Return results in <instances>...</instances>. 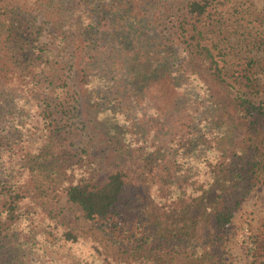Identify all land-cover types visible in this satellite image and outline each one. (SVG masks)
I'll return each instance as SVG.
<instances>
[{
    "label": "trees",
    "instance_id": "1",
    "mask_svg": "<svg viewBox=\"0 0 264 264\" xmlns=\"http://www.w3.org/2000/svg\"><path fill=\"white\" fill-rule=\"evenodd\" d=\"M261 1L0 0V264H26L28 246L79 264H228L232 219L264 184ZM42 22L50 43L30 45ZM55 111L115 158L101 186L61 150ZM50 189L117 251L59 222ZM242 242L264 264V239Z\"/></svg>",
    "mask_w": 264,
    "mask_h": 264
},
{
    "label": "rangeland",
    "instance_id": "2",
    "mask_svg": "<svg viewBox=\"0 0 264 264\" xmlns=\"http://www.w3.org/2000/svg\"><path fill=\"white\" fill-rule=\"evenodd\" d=\"M261 2L264 3V0ZM50 32L49 25L42 22L39 29H25L22 35L28 39L29 43H31L30 45L35 46L37 44H49ZM30 51L31 47L27 52ZM226 52L228 55L225 59L228 62L225 66H229L231 73L232 64L239 62V58L245 57L246 51H239L235 47V49H230ZM54 53H57V51L55 50ZM66 56L65 52H62L55 60L62 61V58ZM67 68L69 69L70 66H67ZM262 76L264 80V71L261 72ZM82 94L83 91H79L74 85L72 91H70V102H74ZM259 100L263 102L264 107V92L259 96ZM81 110L84 112V106L81 107ZM53 118L63 129V133H65L66 141L63 142L64 146H62L61 150L66 154L68 160L71 163L87 160V170L89 177H91V183L101 186L106 181L107 174L115 168L116 162L111 152L106 149L105 144L100 143L101 138L92 132L90 127L89 129L83 127L82 116H76L75 118L73 114L69 113L62 117L61 113L55 111ZM46 194L47 205L59 222L79 233L91 234L106 244L112 252L117 251V247L103 232L96 228L93 222L83 218L81 210L76 205L66 202L63 196L56 198V193L51 189ZM247 235L264 239V184L256 186L250 192L232 219L226 244L228 264H252V258L248 255L242 242V239ZM25 256L27 258L26 264H79L77 261L71 263V261L65 260L60 251L48 248L44 249L43 253L36 254L31 252L30 246H28Z\"/></svg>",
    "mask_w": 264,
    "mask_h": 264
}]
</instances>
